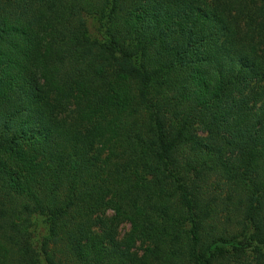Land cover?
Instances as JSON below:
<instances>
[{"label": "trees", "instance_id": "trees-1", "mask_svg": "<svg viewBox=\"0 0 264 264\" xmlns=\"http://www.w3.org/2000/svg\"><path fill=\"white\" fill-rule=\"evenodd\" d=\"M0 264H264V0H0Z\"/></svg>", "mask_w": 264, "mask_h": 264}, {"label": "rangeland", "instance_id": "rangeland-1", "mask_svg": "<svg viewBox=\"0 0 264 264\" xmlns=\"http://www.w3.org/2000/svg\"><path fill=\"white\" fill-rule=\"evenodd\" d=\"M129 229H130V225L128 223L122 225L120 229V237L123 236L124 233H126ZM44 231H46V225L43 223L40 225L38 233L43 234Z\"/></svg>", "mask_w": 264, "mask_h": 264}]
</instances>
